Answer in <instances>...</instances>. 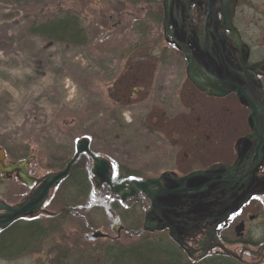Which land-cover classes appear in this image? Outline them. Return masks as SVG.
<instances>
[{
  "label": "rangeland",
  "instance_id": "rangeland-1",
  "mask_svg": "<svg viewBox=\"0 0 264 264\" xmlns=\"http://www.w3.org/2000/svg\"><path fill=\"white\" fill-rule=\"evenodd\" d=\"M249 1L264 11V0ZM158 2L0 0V143L11 153L29 145L32 175L62 169L81 137L110 161L112 173L118 164L143 178L232 159L234 139L247 131L246 112L233 97L207 98L192 87L181 55L162 46ZM240 11L250 15L249 6ZM60 14L78 19L87 43L34 32ZM92 192L91 180L86 204L75 210L77 219H40L48 235L36 251L0 258V264H71L73 255V264H84L77 255L91 262L102 244L131 242L124 238L129 222L118 228L113 211L95 208ZM25 193L14 177H0L3 201L13 204ZM135 205L125 201L120 212L135 211L139 219ZM94 229L112 239L84 240ZM15 235L17 228L10 233Z\"/></svg>",
  "mask_w": 264,
  "mask_h": 264
},
{
  "label": "flooded vegetation",
  "instance_id": "flooded-vegetation-1",
  "mask_svg": "<svg viewBox=\"0 0 264 264\" xmlns=\"http://www.w3.org/2000/svg\"><path fill=\"white\" fill-rule=\"evenodd\" d=\"M158 4L160 11L157 13L158 19L156 18V20L161 28L159 37L162 46L181 55L185 64L184 71L186 68L184 56L171 43L172 39L192 44L195 51H198L195 48L209 47L210 52L206 54L208 61L224 80L231 82L242 91L248 92L251 98L259 93L264 96V11H262L261 5L258 10L256 4L249 0L248 2L236 0L231 18V24L236 34V39H234L231 32L222 25L220 3L217 0H189L185 4L181 0L175 1L170 10V22L166 36L163 29L162 0H159ZM248 6L250 15L247 17L240 10ZM227 97H233L246 112L245 127L247 131L234 139L232 159L230 161H214L205 167L193 170L204 171L203 176L187 180L185 188L186 190L204 188L203 191L161 199L162 211L164 210L163 205L167 201L170 202L169 205L175 201V206L169 213V219L180 237V242H175L169 236L167 228H160L152 233L145 231V233L164 235L192 263L214 259L223 264H264V148L262 149L261 162L253 175L238 178L231 187H228L227 182L221 180L222 168H212L217 164L232 165L238 157H242L247 146L244 138L251 132L247 121L248 108L240 103L235 92L219 99ZM261 111L264 112V107ZM188 173H176V175L180 177ZM29 174L36 179L44 175L35 176L30 172ZM235 176H241L240 172H237ZM36 185V182L31 187L21 185L25 188L26 193L15 203L30 194ZM58 187L54 192L50 191L44 202V208L48 209L49 201ZM139 196L144 199V203L148 207L149 200H146L141 194L135 198ZM78 208L77 204L75 210ZM75 210L71 212V215L77 219L79 214ZM53 211H58L54 217L38 214L32 218L26 217L24 220L40 221L44 218L59 217L62 209L57 208ZM145 212L146 208L142 207L141 230ZM112 230L115 231L114 228ZM106 236L108 240L112 239L108 235Z\"/></svg>",
  "mask_w": 264,
  "mask_h": 264
},
{
  "label": "water",
  "instance_id": "water-1",
  "mask_svg": "<svg viewBox=\"0 0 264 264\" xmlns=\"http://www.w3.org/2000/svg\"><path fill=\"white\" fill-rule=\"evenodd\" d=\"M175 1L177 0H162L165 36L168 33L170 10ZM181 1L185 4L189 0ZM217 1L220 3L222 25L236 39L235 30L231 24L236 0ZM171 43L182 52L186 61V77L198 91L209 97L217 98L225 97L229 93L235 92L240 103L249 110L247 121L251 132L244 138L247 142L244 155L238 157L232 165L217 164L212 167L222 168L220 173L221 180L227 182L228 187H231L238 178L253 175L261 162L262 149L264 148V112L261 109L264 107V96L259 93L251 98L248 92H244L231 82L224 80L208 61L206 54L210 52L209 47L202 46V48H195L198 50L195 51L193 45L186 41L181 42L172 39ZM81 154L87 155L92 161L90 173L94 177L96 191L98 190V185L103 183L109 187L112 195L119 197L122 203L141 193L145 199L149 200V207L145 212L142 230L153 232L160 228H167L169 236L175 242H180V237L169 219V213L172 211V207L175 206V201L171 205L167 201L163 205L164 210L162 211L161 199L163 197H169L166 199H170L171 196L175 195L195 194L203 191L204 188L186 190L185 182L191 178L203 176L204 171H192L180 177L172 171H165L157 177H148L142 180H125L120 184H113L109 162L106 158L97 156L90 150L87 137H81L76 141L74 154L64 168L56 172L47 173L37 179L32 177L28 171V166L34 160V156L31 155L17 161L7 160L5 149L0 146V176L3 179H10L14 175L17 181L26 187H31L34 182L37 183L30 194L17 204L10 205L0 199V231L5 230L15 221L22 218H32L38 214L55 216L58 211L52 212L44 209V202L49 192L67 177L73 163ZM237 172H240L241 176L236 177ZM116 225L120 226V223L117 222ZM98 237H104V235L99 230H95L92 234L84 236V239L92 241Z\"/></svg>",
  "mask_w": 264,
  "mask_h": 264
},
{
  "label": "trees",
  "instance_id": "trees-1",
  "mask_svg": "<svg viewBox=\"0 0 264 264\" xmlns=\"http://www.w3.org/2000/svg\"><path fill=\"white\" fill-rule=\"evenodd\" d=\"M41 1L42 0H32L34 3H41ZM119 1L122 3H134L147 0ZM34 30V32L47 38L56 37L57 39L61 38L84 44L87 43L85 27L78 22L76 17L69 14L55 15L51 19L36 26ZM0 145L2 146L1 143ZM5 151L7 156L14 160L23 159L31 154L29 145H21L16 153H11L8 148H5ZM66 163L67 162L63 163L62 167H64ZM90 168L91 161L85 155L79 156L73 163L68 176L62 181L52 199L49 201L50 205L62 209L59 216L63 215L67 217L75 210L77 204L79 209L83 207V204H86L91 192ZM132 178L140 179L143 177L139 176L136 171L129 169L124 170L121 166L116 164L112 178L114 184ZM59 192L61 193L59 194ZM92 193L93 198L96 200L95 208L102 211H113L121 222L124 224L129 222V225L125 229L124 238L128 241H132L128 242L126 245L113 242L102 244L101 249L98 248L97 250L98 255H96L91 262H87L86 258L77 255V257L83 260L84 264H223L214 259L192 263L189 259L184 257L164 235H158L157 237L143 233L140 226V217L139 219L137 218L135 211L120 212L121 204L118 198L116 196H111L109 188L106 185L102 184L99 192ZM132 201L136 203L135 207L138 209L137 211L140 216L141 209L145 206L144 199L139 196ZM56 218L57 217L45 219L53 220ZM83 218L87 220L86 217ZM14 228L18 229V235L12 238L10 233ZM47 235V230L44 229V226L38 220H21L15 222L10 227L0 232V258H14L25 252H30L37 244H41ZM16 244H24V247L16 254L7 255L3 253V249L9 250L10 247L12 248ZM29 245H31V247ZM34 251H36L35 248L31 252ZM70 258V263L73 264L76 260V255L69 257V259Z\"/></svg>",
  "mask_w": 264,
  "mask_h": 264
}]
</instances>
